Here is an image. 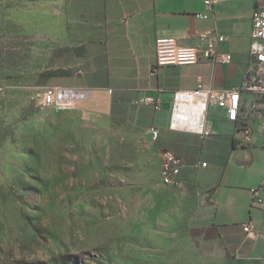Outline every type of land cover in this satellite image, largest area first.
I'll return each mask as SVG.
<instances>
[{"label":"rangeland","instance_id":"1","mask_svg":"<svg viewBox=\"0 0 264 264\" xmlns=\"http://www.w3.org/2000/svg\"><path fill=\"white\" fill-rule=\"evenodd\" d=\"M74 0H0V264H262L87 96L43 108L75 61Z\"/></svg>","mask_w":264,"mask_h":264},{"label":"crops","instance_id":"2","mask_svg":"<svg viewBox=\"0 0 264 264\" xmlns=\"http://www.w3.org/2000/svg\"><path fill=\"white\" fill-rule=\"evenodd\" d=\"M74 2L72 27L80 34L73 44L75 61L63 84L83 88L89 98L103 101L105 118L124 128L134 142L145 143L160 165L166 150L175 152L182 159L175 187L203 201L206 216L230 253L264 264V209L252 206L250 192L264 180V98L243 90L246 111L238 122L212 105L205 123L207 135L170 126L175 90L194 88L199 80L217 89L241 85L252 66L255 0H221L209 18L197 16L207 9L204 0ZM204 28L225 36L217 48L231 53L230 62L202 57L196 64L156 65L158 37L197 45L194 31ZM147 96L159 99L160 108L141 102ZM241 123L253 126L250 143L239 134ZM153 129L158 130L157 140L151 138ZM245 222L252 226L249 234L243 229Z\"/></svg>","mask_w":264,"mask_h":264},{"label":"built area","instance_id":"3","mask_svg":"<svg viewBox=\"0 0 264 264\" xmlns=\"http://www.w3.org/2000/svg\"><path fill=\"white\" fill-rule=\"evenodd\" d=\"M221 0H204L205 11L197 13L200 18H209L215 13V5ZM255 10L252 16L250 54L252 66L240 86L232 89H217L205 86L201 80L194 88L178 89L173 92L170 126L174 129H185L207 135L210 130L206 127V118L212 105L225 110L228 120L238 122L245 111L242 108V91L252 92L256 98H264V0H255ZM194 35L198 40L197 45H183L177 38L162 36L156 39V65L196 64L203 58L211 59L218 63L230 62L232 55L229 52L218 51L219 42L225 36L215 28L196 29ZM112 91L111 89L109 90ZM82 90L73 87L47 86L40 98L43 108H54L62 111L75 106L78 99L84 98ZM150 103L155 108H160L159 99L147 96L141 100ZM264 128V123H263ZM239 134L245 143H250L254 137L253 126L241 123ZM158 130L151 131V138L157 140ZM166 161L160 177L164 183L172 185L179 182L182 159L173 151L166 150ZM251 204L264 209V180L258 186L250 188ZM244 231H252L250 222L243 224Z\"/></svg>","mask_w":264,"mask_h":264},{"label":"bare ground","instance_id":"4","mask_svg":"<svg viewBox=\"0 0 264 264\" xmlns=\"http://www.w3.org/2000/svg\"><path fill=\"white\" fill-rule=\"evenodd\" d=\"M164 156H165V158H164V162H165V161H166V154H165ZM164 162H163V165H162L161 171H163V168H164ZM161 179H162V181L164 182V178L161 177ZM176 184H178V182H172V185H176Z\"/></svg>","mask_w":264,"mask_h":264}]
</instances>
